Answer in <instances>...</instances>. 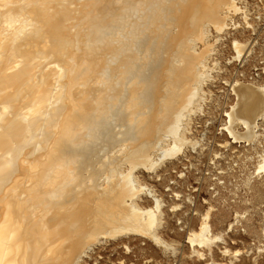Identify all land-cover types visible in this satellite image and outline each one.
I'll use <instances>...</instances> for the list:
<instances>
[{
  "label": "bare ground",
  "instance_id": "6f19581e",
  "mask_svg": "<svg viewBox=\"0 0 264 264\" xmlns=\"http://www.w3.org/2000/svg\"><path fill=\"white\" fill-rule=\"evenodd\" d=\"M239 29L256 31L246 0H0V264H83L130 238L175 253L161 233L191 198L170 183L168 204L143 175L160 181L167 163L203 145L193 124L225 70L220 43ZM249 45L233 38L228 64L247 60ZM222 83L234 101L219 146L256 144L264 83ZM204 202L186 231L191 253L204 259L221 243L236 259L226 247L234 223L216 233Z\"/></svg>",
  "mask_w": 264,
  "mask_h": 264
},
{
  "label": "rangeland",
  "instance_id": "374dc122",
  "mask_svg": "<svg viewBox=\"0 0 264 264\" xmlns=\"http://www.w3.org/2000/svg\"><path fill=\"white\" fill-rule=\"evenodd\" d=\"M246 1L251 23L255 24L256 31L253 33L249 29H239L238 32L232 31V34L225 35L221 41L220 48L223 54L220 61L227 71L224 70L220 80L218 79L217 83L211 87L213 96L206 107V114L200 115L193 124V138L197 139L200 144L204 143L200 148L198 147L199 149L197 148L198 150L196 149L197 151L190 148L187 153L188 156L181 157L182 160H189L190 155L201 152L199 153L200 162H203L205 167L210 161L218 165L217 168H220L218 170L220 180L223 184L219 185L215 191H212L209 183L211 179H206L201 188L202 192L198 196L191 189V186L196 187L194 184L196 177L190 176L187 180L185 178L179 180L181 168L177 161L167 163L166 166L158 171L159 175H161L160 181H157L155 177L150 179L149 174L145 172L143 179L147 183L154 185L156 190L165 197L168 204L173 199L170 196V192L168 193L164 189L170 183V187L174 191L182 192L184 196L187 194L191 195V201L184 203L185 208L183 211L177 212L178 216H174L172 213H169V216L167 215L166 229L162 230L161 233L165 240L175 243L176 252L164 251L160 245L158 247V245L147 239H122L117 242H107L104 243L105 245L97 247L94 252L90 253V257L85 259L86 263L83 264H120L121 262L125 264H212V260L215 264H264V232L262 233L264 231V177L260 179L252 176L254 164L259 156L257 154H262L264 151V121L260 123V136L257 138L256 144L250 146H245L244 144L232 145L229 149L219 146L228 140L227 134L222 131L224 127L222 123H225V113L234 101V97L223 92L222 83L229 79L235 71L233 69L234 64H228L227 61L233 53L231 47L232 39L237 37L240 40L249 41V47L253 48V52L247 60L252 64L260 61L264 62V3H261L260 0ZM236 20L239 23H243L240 15L236 17ZM252 43L253 45H251ZM242 59H245V56H242L239 64ZM219 128L222 131L221 133ZM257 142L259 143L257 144ZM246 149L247 151H245ZM257 150L259 151L258 153ZM241 152L242 155L240 154ZM249 154L251 157H249ZM191 160L193 161L194 158L191 157ZM241 161L242 163H240ZM200 162L194 161L196 165ZM233 164L235 168H231ZM215 170L217 169L213 171ZM249 177L252 178L250 184L247 185ZM173 183H176L177 186H174L175 184L173 185ZM204 200L214 206L215 211L211 222L216 233L225 231L230 223H234L233 228L226 235V247L231 251L240 250L241 253L236 259H234L235 257L221 254L225 246L221 243L213 248L214 254L212 253V256L207 254L204 259L193 256L191 253L192 249L186 244V231L180 230L179 219L181 218L183 222L185 218H189V230L197 228L199 213H203L208 207ZM191 202H194V204L191 205ZM146 204H150V202L146 201ZM194 211L195 213H193ZM237 213L242 217L240 216L236 219ZM126 244L130 247L129 253L124 249Z\"/></svg>",
  "mask_w": 264,
  "mask_h": 264
},
{
  "label": "built area",
  "instance_id": "2783aa9c",
  "mask_svg": "<svg viewBox=\"0 0 264 264\" xmlns=\"http://www.w3.org/2000/svg\"><path fill=\"white\" fill-rule=\"evenodd\" d=\"M234 65H233V69L235 71L233 72V75L228 79L230 83H233L234 81H237V80L242 81V82L248 81V82H253V83H264V70L262 69V67L264 66L263 61L252 64L250 61L244 60L242 63L239 64V62H236ZM223 90L224 92H227L231 97H234L230 87L224 86L223 84ZM224 126H225V123H224ZM222 131H225L224 127ZM191 157L194 158L193 161L191 160ZM194 161H197V162L201 161L199 153H193V155L189 156V160H181L179 162V165L181 168L179 180H182L183 178L187 180L189 179L190 176L194 178L196 177V181H194V184L196 185V187L191 186L193 193H196L198 194V196H200L202 192L201 188L203 187V183L206 179H211V182L209 183L211 185L212 191H215L216 189H218L219 185L223 184L222 181L220 180V173L218 171L220 170V168H217L218 165H216L213 161L208 162L206 164L207 167L203 165L204 164L203 162H200L198 163V165H196ZM213 168L217 170L213 171L214 170ZM231 168H235V165L233 164ZM173 185L177 186L176 183H173ZM193 204L194 202H191V205ZM193 213H195V211ZM188 219L189 218H185V220L182 223H178V225L181 226L180 230L185 232L190 228Z\"/></svg>",
  "mask_w": 264,
  "mask_h": 264
}]
</instances>
